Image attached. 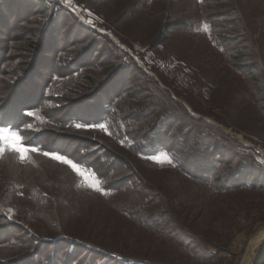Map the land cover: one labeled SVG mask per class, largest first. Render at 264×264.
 Here are the masks:
<instances>
[{"label":"rangeland","instance_id":"374dc122","mask_svg":"<svg viewBox=\"0 0 264 264\" xmlns=\"http://www.w3.org/2000/svg\"><path fill=\"white\" fill-rule=\"evenodd\" d=\"M38 1L48 3L49 12L40 16ZM0 5L11 6L8 12L0 9L2 24L12 25L1 29L6 36L16 26L43 23L34 24L40 44L45 36L49 45L36 69L40 77L66 39L76 46L65 62L87 57L81 71L53 80L37 104L42 112H27L29 121L16 110L6 114L8 92L0 95L7 99L0 101V120L20 124L30 143L24 139V145L44 146L25 161L13 152L0 157V264L36 253L22 264H243L250 254V264H256L264 246V0H0ZM169 24L181 28L168 34ZM2 39L0 47H10ZM17 46V57H24L28 45ZM34 83L37 93L43 82ZM107 86L106 94L122 89L116 105L132 116L120 119L117 111L111 123L73 130L61 128V117L52 116L53 109L72 110L78 103L76 111L99 118L102 101L85 97ZM20 87L16 78L12 88ZM68 91L72 99L54 100ZM157 116L178 121L170 136L188 140L187 146L178 142V149L187 147L184 160L193 172L201 164L210 168L208 175L157 163L164 152L145 160L130 148L133 142L125 144L121 132L141 137L143 123ZM71 142L105 143L128 162L101 181L107 195L87 186L90 176L86 180L43 155L77 154L80 148H68ZM199 157L212 160L198 163Z\"/></svg>","mask_w":264,"mask_h":264},{"label":"trees","instance_id":"16d2710c","mask_svg":"<svg viewBox=\"0 0 264 264\" xmlns=\"http://www.w3.org/2000/svg\"><path fill=\"white\" fill-rule=\"evenodd\" d=\"M41 3H43V8H42V12L40 13V16H42L43 13H46V11L49 12V10H50L48 8L50 6L48 3H45V2H41ZM41 3L38 1V4H41ZM10 7L11 6H8L6 8V5H0V9H2L3 12H4L5 8H6V12H8L10 10ZM23 10L21 13H19L20 15L23 14ZM1 12L2 11L0 10V36H1L0 42L3 40L2 39L3 36L7 37L8 41L10 43V45H9L10 47H8L7 49H5L4 47H0V95H2V93L4 91H6V93L8 92L7 96H9L10 102L7 105H5V106H8V108H7L8 112L6 111V114H11L14 110H16V113H17V116L19 119L24 120V121H29V119L31 117L26 114L27 112H29L30 110H36V109H40L42 112L43 108L37 104L39 102H43L44 97L46 95V91H49L50 87L52 86L53 80L55 79V81H57V80H60L62 78L69 77L73 73H78L79 71H81V65L83 63H85L84 61L86 60L87 57H85V56L80 57V55H78V56H75L72 60L70 59L67 62H65L64 57L73 52V51L70 52L69 49L74 48L76 46L75 42L71 43V42L67 41V39H66L65 46L63 48L59 49V50H61L60 55H58L53 60H51L48 67L43 65V68L46 71V73L43 77H40L36 73V69L42 60V56L45 55L46 52H48L49 45L45 40V36L42 40H41V36H40V41H41V44H40L39 39H37L36 29L34 27V24H43V23L38 21V22H34L33 24L28 25L27 27L16 26L15 31H14V35H12V37H9V36L4 35L6 32L4 33V31H2V30H4L5 27L10 28V26H11V28H12V25H3L2 24ZM52 13L55 14L53 11L50 12V14H52ZM16 15L17 14H14L13 19L15 18ZM56 15H57V13H56ZM18 18H20L22 20V18L20 16H18ZM13 19L11 21H13ZM26 23H28V20L26 21ZM46 25H47V27L50 26V24H48L47 22H46ZM29 26H31V27L29 28ZM180 28H181L180 25L169 24V25L165 26V32H167L169 34L171 31H175V30H178ZM18 29L20 31L16 35V30H18ZM42 31H43V28H42ZM46 32H47V30H46ZM78 42H80V41L78 40ZM20 43L28 45V48H29V49H26L24 57H22V56L17 57L18 54H16L18 51H20L18 49L19 47L17 46V44H20ZM59 46L60 45H58L57 47H59ZM10 57H11V60H10ZM15 59L18 60L17 63L15 62ZM76 59H78V60L75 62H72L73 60H76ZM44 60H46V59H43V61ZM62 62H63V66H61ZM115 74H117V73H115ZM115 74L112 75V77H111V78H113V80H112L111 85H109V87L110 86L112 87V85L115 81V76H116ZM16 78L18 79L19 86L22 83V87L15 90V88H12V87L16 81ZM38 78H40L43 83H42V87H40L39 91L36 93V89H38V88L36 87V83H34V80L38 79ZM109 87L107 86L106 88H104L102 91H100L98 93H95L96 89L91 90L92 92L89 93L88 96L85 97L87 100L98 99L97 102L99 100L102 101L101 105L98 108V112L101 113L99 118L94 120L92 118V116L82 115L81 113H79V110L76 111V108L81 105V104L79 105L78 103H76V104H78V106L76 104L73 105L74 107L72 110H66V111L58 112V111H56L57 108H55V109H53V111H55V112H54V115H52V116L53 117L60 116L61 117V121H60L61 126L60 127L66 128V129H72V128L74 129L77 127V125H81V127L88 128V127H91L94 125L97 126L99 124H103L107 120H109L111 123L113 116L115 117L118 115V114L116 115L117 111L119 113L120 119L125 120L126 117L132 116V115L128 114L126 111H122V110L119 111V108L116 105L117 102L120 101V99L122 98V95L119 94L122 89L118 91V94H112L111 95V94L107 93L108 94V96H107V94L105 92ZM12 90L13 91L15 90L14 93ZM72 95H73V93L68 91L65 95L58 96L54 100H56V101H62L63 99L70 100V99H72L71 98ZM78 95H80V93ZM78 95L75 94L74 96H78ZM105 97H106V103L104 104ZM5 99H6L5 97H2V98H0V101L5 100ZM51 99H53V97H51ZM79 99H81V98H79ZM6 101H7V99H6ZM5 104H6V102H5ZM55 105H57V104H55ZM115 106L117 107V109ZM3 107H4L3 102H0V112L3 111L2 110ZM58 108H59V110L63 109L62 106L58 107ZM110 111H112V116L109 119L108 118V115H109L108 112H110ZM2 113H4V112H2ZM42 114H45V112H43ZM46 116L47 115H45V117ZM7 120H5V119L0 120V126L11 127L14 130L18 129L20 131V124H17L16 122H8ZM174 122L177 123L178 121L176 119L172 120V118H170V117L165 118L163 116H161V117L157 116L156 119L149 121L147 123H143V127L141 129H144V130H143V134L141 137L138 135L135 136L133 131H130V130L127 132L123 131L120 134H122V140L125 142L126 145L127 144L129 145V144H131V142H133V144H132V146H130V148H132V150H134L135 153H137L140 158L147 160L146 158L151 159V158L155 157L156 155H158L160 152H164L170 156L172 163L178 169H180L182 171L186 170L190 174L195 173V175H197V177H200L203 174H204V176L208 175L209 172L207 171V169H210V168L204 167L203 164L198 165L195 172L191 171L192 170L190 168L191 165L190 166L187 165L188 162L184 160L187 147H183V149H178V145H180L178 142H179V140H181L182 142L185 141L186 146H187L188 140H186V138H184L183 135H179V134L170 136V130L172 129ZM126 127H127V125H126ZM161 130L164 131V134L160 133ZM20 133L25 139V135H24L22 130L20 131ZM134 138L135 139L140 138L138 140H141V142L139 143L137 148L135 147V143H134L135 140H132ZM167 138H170L172 142L167 144L165 141ZM187 139H189V137ZM136 141H137V139H136ZM25 142H26V139H25ZM25 144L29 145L30 143L28 144L26 142ZM33 144H34V142H33ZM211 144L214 145L213 143H211ZM72 145H78V147L80 148L78 150L77 154H69L68 152L64 153V152H59V151H55V150H53L52 152H56V153L65 155L68 159L80 164L84 169L91 170V172H94L95 175L97 176V179H99L100 181L106 180L105 178H107L109 171L113 170V173H115L116 169H117V165H121V166L123 165L126 167L128 164V162H125L121 156H119L114 150H112L110 147H108L105 143H99V145L95 144L93 146H84L83 144H76L74 142L73 143L71 142L70 145H68V148L71 147ZM34 147H40L41 149H44V146L41 145L40 143L36 142V141H35ZM217 152H218V150H217ZM214 156H216V155L214 154L213 157ZM110 157L113 159L112 163L114 166L112 165V163H110V164H108V167H107L105 165V163L108 160V158H110ZM207 158L211 159L209 157H207ZM207 158L199 157L198 163L207 160ZM122 168L123 167H121L118 170H121ZM71 247H72V249H74L75 245L72 244ZM72 252H73V250L71 251V253ZM38 255L39 254H37V253L33 254V255H26L22 258L14 260L10 263H9V261H7V262H5V264H22V263H25L27 260L34 259ZM55 264H58V263L56 262ZM256 264H264V246H263V248L259 254V257H258V260L256 261Z\"/></svg>","mask_w":264,"mask_h":264},{"label":"snow or ice","instance_id":"6c2138e0","mask_svg":"<svg viewBox=\"0 0 264 264\" xmlns=\"http://www.w3.org/2000/svg\"><path fill=\"white\" fill-rule=\"evenodd\" d=\"M29 116L32 113H28ZM81 127V125H77ZM24 137L21 135L20 131L14 130L11 127H2L0 126V157H3L7 152L16 153L21 161L29 159L30 152H39L40 150L34 146H26L23 143ZM43 155L56 160L60 163L68 165L74 172L78 175L87 177L90 176L91 180L87 183V186L93 190L100 192L101 194L107 195V192L100 186L101 181L96 178L94 172L91 170L84 169L80 164L68 159L65 155L56 153V152H43ZM157 163H172L170 157L167 154H163L161 157L155 158ZM87 173V175H85Z\"/></svg>","mask_w":264,"mask_h":264},{"label":"bare ground","instance_id":"6f19581e","mask_svg":"<svg viewBox=\"0 0 264 264\" xmlns=\"http://www.w3.org/2000/svg\"><path fill=\"white\" fill-rule=\"evenodd\" d=\"M261 239H262V237H261ZM257 243H258V242H257ZM251 252L253 253V250H252ZM251 256H252V254L247 255V257L245 258L243 264H250Z\"/></svg>","mask_w":264,"mask_h":264}]
</instances>
